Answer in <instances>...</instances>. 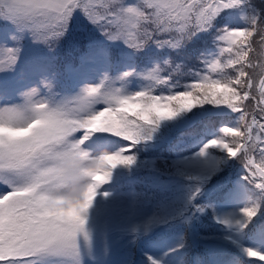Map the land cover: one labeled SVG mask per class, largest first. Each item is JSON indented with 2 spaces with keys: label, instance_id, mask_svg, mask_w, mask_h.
<instances>
[{
  "label": "snow or ice",
  "instance_id": "1",
  "mask_svg": "<svg viewBox=\"0 0 264 264\" xmlns=\"http://www.w3.org/2000/svg\"><path fill=\"white\" fill-rule=\"evenodd\" d=\"M0 264H264V0H0Z\"/></svg>",
  "mask_w": 264,
  "mask_h": 264
}]
</instances>
